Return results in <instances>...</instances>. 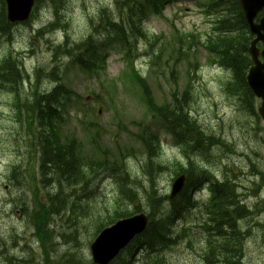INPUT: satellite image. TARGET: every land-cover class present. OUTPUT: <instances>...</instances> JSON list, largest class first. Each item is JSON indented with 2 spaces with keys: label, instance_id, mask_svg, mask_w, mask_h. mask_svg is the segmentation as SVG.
Returning <instances> with one entry per match:
<instances>
[{
  "label": "rangeland",
  "instance_id": "rangeland-1",
  "mask_svg": "<svg viewBox=\"0 0 264 264\" xmlns=\"http://www.w3.org/2000/svg\"><path fill=\"white\" fill-rule=\"evenodd\" d=\"M45 1L46 3H41L43 7L39 9V13L31 26L19 29L12 28V36L9 39L12 42L0 45V56L9 53L10 50L18 55L21 54V56H16L15 64L21 67L20 60H22L23 66L32 75V77L29 75V80H27L25 86L27 93L32 91L30 85L38 86V90L41 89L40 92L42 93L53 88L55 79L50 77L52 69L49 66L52 62L47 48L50 51L54 48L48 42L56 46L63 43L66 37H69L71 43H79L85 40L92 32L90 19H110V15L103 12L104 9L116 13L113 16H117L118 19L124 22L129 20V15V23L136 19L134 12L127 13L128 9L121 10V14H117L115 5L122 0H53L62 4L61 8L56 9V16L53 12L54 7L51 6L52 3L49 0ZM205 1L207 0H173V3L165 5L162 15H151L145 24V29L149 30L151 35L162 36L163 57L160 61L148 57L146 55L149 50L148 45L145 41H140L138 43L139 56L135 59V65L143 72L144 77L150 79L153 92L159 102H162L164 97L170 99L175 89L180 93L183 92L189 79L188 62L192 65V70L197 67L202 69V71L194 74V77L197 76V78L193 79V87L189 94L191 99L188 103L189 115L186 113L185 115L190 122L193 121L194 124L198 125L199 129L213 135L214 142L232 147L234 153L223 156L220 164L215 167L218 168L224 162L228 169L238 176L237 182L241 188L239 193L244 194L247 192L246 187H250V178L258 182L257 177H253L247 172L253 171L255 174L258 172L260 180L264 183V136L261 140L253 141L243 133H232L233 129L230 130L224 127L225 124L232 121V111L223 105V99L218 95V90L212 82L211 70L208 73V53L200 42L190 40L192 42V56L189 61L184 60L183 56L178 58L172 52L174 47H182L183 50L188 47L190 41L183 34L195 33L199 36V40L205 41L208 34L212 32V20L216 17V9H208V6L202 4ZM130 6L133 7V5ZM57 18L62 20V24L51 26ZM67 23H69L68 27ZM112 23L114 24L113 21ZM48 25L54 31L51 36H45L40 32L45 27L49 28ZM38 34L40 37H38ZM240 52H242L240 45H233L231 49L225 50L226 57L235 59V64L239 68L243 67L242 60L239 57ZM107 54L109 56L107 68L106 70H98L99 75H90L78 67L70 65L69 61H63V63L70 65L69 67L60 68L62 70L61 81L66 88L80 94L81 97L88 98V101L84 103L89 107L93 104L96 95H103V103H98L96 109L98 110L100 105L102 108L99 110L100 113L97 114V117L94 116L92 110L83 111L73 103H69L66 107L69 116L64 117L62 130L64 133L75 132L77 134L76 140L83 145L87 151L86 153H88L92 143L89 133L94 124L98 123L103 128V136L100 137L103 146L109 148L113 153L118 150H131L125 156V161L130 170V176L137 180L135 186L141 193L140 198L143 201L141 207L144 211H147L145 202L147 198L144 195V190L147 187L156 185L161 194L169 195L172 180L175 177V171L169 164L175 161L186 162V157L173 143L172 135L165 132L161 125L146 113L145 106H141L128 89L122 87L124 81L121 78L127 67L121 47L112 44ZM152 60L155 63L154 66L150 64ZM157 64L159 65L157 66ZM41 67H44V69ZM37 69L40 73H36ZM153 72L155 73L153 74ZM38 79H40L39 84ZM113 86H118V89L113 90ZM71 99L75 100L76 98L71 96ZM11 102V96L0 92V238L5 242L0 251L4 249L6 254L18 259H25L33 255L38 258L37 241L32 238L33 231L28 223L29 209L27 206L31 208L33 198V193L28 189V185H39L41 178L45 183L47 177L53 174L55 170L53 167L59 164L53 165L55 161L46 160L45 158L42 161V177L38 175L40 161L37 160L32 166L29 165L28 150L24 142L27 133L15 118V111L10 105ZM214 106L219 107V114L226 115L223 121H217V112H215ZM44 110H46V107ZM46 111L49 114L46 115V119H48L51 110ZM139 121L149 125L151 131L159 134L163 149L161 158H153L150 136L147 137V143L142 148L139 139L136 137L139 133L137 125ZM45 136H48V133H45ZM47 147L45 148V154L55 153V148H57ZM190 148L188 147L186 151ZM224 148L225 151L222 147L214 150L211 148L210 151H213L214 155L215 153L226 154L232 151L229 147ZM216 149H221L224 152H215ZM244 152L245 155L243 156ZM63 155H65L63 162L67 163L70 180L78 179L82 161L74 164L71 162L74 156L73 153L66 152ZM151 158L169 167L162 172L152 173L149 169ZM196 158L202 157L198 156ZM189 159L192 158L189 157ZM215 161L217 162V160ZM14 165L19 166L17 168L19 173L14 179L16 181H11V168ZM25 167L28 169L31 167L35 170L34 177L28 173V169L25 170ZM119 172L118 175L121 177L125 174L122 169ZM99 180H101V183ZM45 184L47 193L54 195L60 191L56 183L53 185ZM92 190L96 192L91 201L94 210L101 211L103 218L110 216L104 213V208H109L110 213L113 211V203L117 197V188L113 179L108 178L106 175L93 178V182L87 188V193ZM261 195L264 197V187ZM208 196L207 188L203 192L195 194L196 200L199 201H205ZM64 200L67 202V206L62 210L68 212H63L59 216H55V214L51 216L54 233L59 241V245L56 244L54 249V252L56 251L55 255L58 258L68 259L67 262L69 261V263L67 264H78L77 261L87 263L89 259L87 244H90L93 240L92 234L95 233L96 227V224L91 221L93 213L88 212V215H86L76 207L71 210L74 213H70L67 207L71 204V200L69 198H64ZM125 200H128V203L130 202L128 197ZM257 200L256 197H248L247 203L252 205ZM238 201H241L240 197L236 198V206L241 204ZM55 205L57 206V203ZM126 207L131 208L128 205ZM256 220L264 224V213L255 215L253 218L251 215L247 216L235 228L238 234L241 231L248 233L242 243L234 244L230 242L232 238L229 237V240H221L219 244L212 247L209 256L213 260V264H264V244L262 240L264 227L256 224ZM198 224V220L193 216V220L188 225L192 227L190 239H186L173 249L163 252L166 264H202V254L206 250L202 248V241H212L214 236L209 237L205 232L200 234ZM181 226L182 223H179V227ZM16 233L24 237L19 242L18 247L15 245L17 244V237L9 239ZM49 233L50 230L39 233L38 240L43 245H46L53 236ZM6 238L11 242L6 244ZM26 246H29L33 252L27 250ZM144 261V258L141 259L139 264H144ZM0 264H7L4 257H0ZM16 264L22 263L16 261Z\"/></svg>",
  "mask_w": 264,
  "mask_h": 264
},
{
  "label": "trees",
  "instance_id": "trees-1",
  "mask_svg": "<svg viewBox=\"0 0 264 264\" xmlns=\"http://www.w3.org/2000/svg\"><path fill=\"white\" fill-rule=\"evenodd\" d=\"M41 3H46V1H42ZM160 4V0H146L143 3H140V5L137 7L136 9H129V11L127 13H132L134 12L136 15V19L129 23L130 20V15H129V20L128 23H126L128 26L133 25L134 22L137 20V22L135 23L134 27L132 28V33H140L142 34V30H141V22L143 21V19L146 16V13H148L150 8H154L159 6ZM54 15L56 16L57 11L54 10ZM139 12V14H138ZM140 12H143L140 14ZM62 24V20L60 18H57V20L55 19V22L51 25V26H58ZM130 24V25H129ZM108 26L112 25V20H108ZM50 26V27H51ZM114 26V25H113ZM7 28V29H5ZM12 28L9 27H4L2 25V23H0V36H4L6 37V34L10 35L7 39L9 40L12 36ZM113 29H115L114 31L116 32H121L124 33L126 30L124 29L123 26L116 28L113 27ZM125 34V33H124ZM91 35V34H90ZM102 33H97L94 35H91L86 41L83 40V52L82 54H89V52H95L96 48H97V41L99 40V38L101 37ZM86 42V43H85ZM206 48L208 51H213L214 49H219L220 52H225L226 50V46L223 44H220L219 46H214L211 42H209L206 45ZM86 49V50H85ZM243 53V57L240 55ZM239 57L242 59L243 63H244V69H245V58H244V51L240 52ZM243 69V72H244ZM243 72L241 74V76L243 75ZM19 72L16 69L15 72L12 74V77L14 79L15 82H17L18 79V75ZM54 98H48L46 99V104L44 106H42V109L40 108L41 111V115L43 117V120L46 122V115L47 111L46 110H51V106L55 105L56 102H53ZM188 103H189V97L187 96V94L183 95V96H178V95H173V114H174V121H173V125H172V131H173V135L175 137L176 143L178 145H180L183 149H186L188 147V145H193V148L190 150L189 155L190 156H195L197 155L196 153H200L203 155V157L205 159H210L213 157V151H210L211 148L214 150L215 148H223V150L225 151L226 149L224 147V145L222 144H218V143H213V142H209L207 140H205V136L204 134L200 131L199 126L194 124L193 121H189L187 116L185 115L188 114L189 115V111H188ZM150 104H152V102L150 101ZM46 107V110H44V108ZM161 111H165L167 113H171V111L169 110V107L167 108H163L161 109ZM50 117V116H49ZM41 136L43 137L45 143L47 144H51L52 145V141L47 140L46 136H45V130H43V132L40 133ZM186 140L184 143H182L181 141ZM54 146V144L52 145ZM48 148V147H46ZM55 153L52 152L51 154H45V158L46 160H50V161H55V163L53 165H58V166H54L56 167L61 173L62 175H64L66 178H69V170H67V163L63 162V157L65 155H63L66 152H70L69 150H63L62 148H55ZM155 155L153 158L158 157V155L160 154V147L158 146V144L155 143ZM218 151H222L221 149H216L215 152ZM222 151V152H224ZM73 153L74 152H70ZM153 158H151L150 160V164H149V169L151 170L152 173H156L159 169H161L153 160ZM73 160H71L72 163L76 164L78 162L75 161V156H73L72 158ZM181 166V165H179ZM49 168V166H47ZM79 174L81 175V171L79 172ZM130 175V174H129ZM121 177V176H119ZM131 178L128 179V182H130L131 184H133L135 180L134 177L130 176ZM124 181H126L125 178H123ZM199 185V181L197 180V177L189 176L188 179V184L187 187H196ZM134 195L136 197V199H138V194L137 192H134ZM144 195L147 198L146 200V205L150 204L153 211L150 215V225L148 226V228L146 229V231L139 237V239H141L143 241L144 244L152 247H157V246H168L169 242H170V231L168 228V223H169V219H171L172 217H176V214L170 213L168 216L163 215L158 217V213L160 212V210H158V207L160 206L161 203V198L157 195V192L154 189H149V190H144ZM220 196H221V202L219 203L220 205V210L215 211L211 214L210 218L212 221V227L206 229L204 232L207 236L209 237H213L214 236V240L215 239H222L224 241H226V239L229 240V237L232 238L230 240V242L234 243V244H239L242 243L245 236H241L240 234H238L237 230L235 229L234 226V222L232 221V218L230 217L229 214H227V212L233 210L236 206V203L234 200H232L230 197L227 196L226 192L224 190L220 191ZM57 200V205L61 208L64 209L65 206H67V202H65L64 198H58ZM179 206L181 208V210L183 209L182 204L179 202ZM140 206L137 207V209H139ZM247 216H243L241 217V219L246 218ZM37 230L39 232L43 231L42 228V220H40L37 225ZM226 231H228L229 233H226ZM229 242V243H230Z\"/></svg>",
  "mask_w": 264,
  "mask_h": 264
},
{
  "label": "flooded vegetation",
  "instance_id": "flooded-vegetation-1",
  "mask_svg": "<svg viewBox=\"0 0 264 264\" xmlns=\"http://www.w3.org/2000/svg\"><path fill=\"white\" fill-rule=\"evenodd\" d=\"M263 16L264 15L259 16L257 22H260ZM231 26L230 28L227 29L228 32L236 30L237 26L235 25H231ZM257 47L259 50V59L263 63L264 43L263 42L258 43ZM236 67L237 69L231 75V78L236 79V84L231 80L234 83L233 88L235 89V91H238L241 87L246 89V83L244 81L243 75L241 76L243 71L237 65ZM262 105H263V100L255 97L252 91L248 90L244 94L243 102L240 103L236 108V114H239L241 112L244 115V121L241 123L240 126H238V123H235L237 125V129H243L249 134H258V135L263 134L264 122L260 119V115H259V109L262 107Z\"/></svg>",
  "mask_w": 264,
  "mask_h": 264
},
{
  "label": "water",
  "instance_id": "water-1",
  "mask_svg": "<svg viewBox=\"0 0 264 264\" xmlns=\"http://www.w3.org/2000/svg\"><path fill=\"white\" fill-rule=\"evenodd\" d=\"M241 2L244 5V7L247 10H249L248 12L253 11L254 9L257 10L264 5V0H241ZM183 182H184V177H181L180 180L177 181L175 185L176 186L175 193L180 191ZM133 221L134 219L121 222L119 224V228L117 229V231H115L114 238L109 242L108 246L104 250L102 249L99 251V254H103L104 252H111V253L115 252L122 244V242L138 228L137 223ZM138 221L140 223L143 222V225L140 226L139 229V231H141L146 224L145 216H141V217L138 216Z\"/></svg>",
  "mask_w": 264,
  "mask_h": 264
},
{
  "label": "bare ground",
  "instance_id": "bare-ground-1",
  "mask_svg": "<svg viewBox=\"0 0 264 264\" xmlns=\"http://www.w3.org/2000/svg\"><path fill=\"white\" fill-rule=\"evenodd\" d=\"M231 27H233V26H231ZM90 36H91V35H89V37H90ZM89 37H88V38H89ZM88 38H86L85 41H86ZM16 206H17V204H16ZM19 206H20V205H19ZM242 220H245V218L242 219ZM7 240H8V238H6V241H7Z\"/></svg>",
  "mask_w": 264,
  "mask_h": 264
}]
</instances>
